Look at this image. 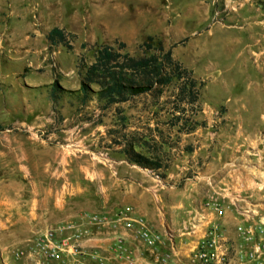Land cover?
I'll list each match as a JSON object with an SVG mask.
<instances>
[{
    "label": "rangeland",
    "instance_id": "1",
    "mask_svg": "<svg viewBox=\"0 0 264 264\" xmlns=\"http://www.w3.org/2000/svg\"><path fill=\"white\" fill-rule=\"evenodd\" d=\"M52 27L64 30L70 48L49 45ZM147 36L197 82V99H184L182 113L174 109L175 79L158 98L143 93L110 105L72 94L97 44L123 41L138 57L149 54L140 47ZM0 128V216L42 214L29 235L0 234V264L32 255L48 224L85 225L90 214L125 207L133 213L139 193L144 211L164 212L155 183L178 192L171 180L193 177L209 161L190 151L264 150V0H0ZM121 134L156 142L151 152L166 166L156 171L160 182L125 159L115 142ZM255 179L237 194L264 215V172ZM230 191L218 196L229 200ZM184 220L168 222L179 232Z\"/></svg>",
    "mask_w": 264,
    "mask_h": 264
},
{
    "label": "built area",
    "instance_id": "2",
    "mask_svg": "<svg viewBox=\"0 0 264 264\" xmlns=\"http://www.w3.org/2000/svg\"><path fill=\"white\" fill-rule=\"evenodd\" d=\"M145 169L160 182L158 169ZM221 199L218 193L210 195L203 204L210 214L194 213L185 218L179 232L168 228L161 233L149 228L142 217L132 215L130 207L113 216L106 212L90 214L87 222L112 229L118 225L135 229L136 237L161 262L174 258L179 264H264L263 217L253 222L247 211H241L247 220L238 221L233 234H229L223 222L225 205ZM228 201L233 203L231 198ZM87 235L88 230L81 223L48 224L35 238L33 254L17 264H138L132 248L121 235L114 234L106 247L89 249L80 244ZM177 237L182 240L180 243L176 242ZM22 255L20 252L16 257L21 259Z\"/></svg>",
    "mask_w": 264,
    "mask_h": 264
},
{
    "label": "crops",
    "instance_id": "3",
    "mask_svg": "<svg viewBox=\"0 0 264 264\" xmlns=\"http://www.w3.org/2000/svg\"><path fill=\"white\" fill-rule=\"evenodd\" d=\"M143 152L146 154L151 153L150 150ZM185 152L187 157L189 151L186 150ZM190 152V157L198 154L202 159L209 158V161L205 163L202 161L200 168L191 170L195 172L193 177L184 176L178 182L171 180L173 185L177 184L178 192L174 191V186H167L165 184L167 183L166 180L165 183H155V186L158 185L160 187L157 189L160 191L161 207L164 208V212H156L155 210L144 211L139 206L142 194L135 195L130 200L135 207V211L132 213L133 216L143 217L144 215L143 218L146 223L153 230L162 233L170 228L168 219H171V217L187 218L194 213L209 215V209L203 206L205 200L210 195H217L221 188H224L225 191L229 188L231 190L230 194H232L231 202L233 203L221 199L225 205L223 222L229 234H233L234 226L238 221L247 220L240 214L241 211H247L253 222H257L260 217L264 219V215H260V211L256 209V205L251 200L237 194L241 188L256 184L255 176H259V173L264 172V150H194ZM249 153L258 156V160ZM187 166L188 168L193 167L192 165ZM253 172L257 174L253 176ZM169 176L171 177L172 174L170 173ZM175 193H178V195H175ZM37 201L36 199L35 207L38 205ZM41 218L42 214L37 213V211L28 215L21 214L13 218L0 216V234L29 235L30 231L40 223ZM85 227L88 230V235L81 239L80 244L87 249L106 247L111 243L114 234H119L124 238L127 245L132 248L138 264H179L174 261V258L166 262L158 260V255L154 254L136 237L135 229H127L123 225H118L116 229H112L108 225L95 226L88 223L85 224ZM178 252L182 254V249L179 248Z\"/></svg>",
    "mask_w": 264,
    "mask_h": 264
},
{
    "label": "trees",
    "instance_id": "4",
    "mask_svg": "<svg viewBox=\"0 0 264 264\" xmlns=\"http://www.w3.org/2000/svg\"><path fill=\"white\" fill-rule=\"evenodd\" d=\"M46 38L49 45L60 44L70 48L64 30L59 27H52L46 33ZM114 44L115 46L97 44L92 61L80 64L84 70L79 88L72 92L80 102H85L92 95L103 98L105 105L127 101L143 93H154L158 98L174 79L179 83L178 99L173 102L174 109L178 113L184 110L180 105L184 99L190 103L197 99V82L191 76V71L175 60L170 49H165L160 41L154 43L153 37L147 36L140 47L149 51V54L138 57L124 50L123 41H116ZM91 84L96 85L97 88L92 90ZM57 92L56 84L52 85L50 89L52 99L59 98ZM115 142L121 144V152L130 163L154 170L166 167L162 158L156 153L146 154L135 150L134 147L144 145L147 151L156 150V142L149 144L147 140L139 139L134 134H121L119 140Z\"/></svg>",
    "mask_w": 264,
    "mask_h": 264
}]
</instances>
